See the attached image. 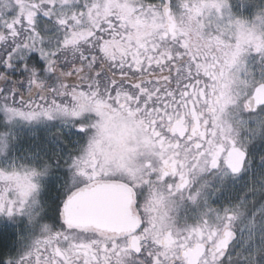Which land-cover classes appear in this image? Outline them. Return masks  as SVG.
Instances as JSON below:
<instances>
[{
	"label": "snow or ice",
	"instance_id": "1",
	"mask_svg": "<svg viewBox=\"0 0 264 264\" xmlns=\"http://www.w3.org/2000/svg\"><path fill=\"white\" fill-rule=\"evenodd\" d=\"M0 264H264V0H0Z\"/></svg>",
	"mask_w": 264,
	"mask_h": 264
}]
</instances>
